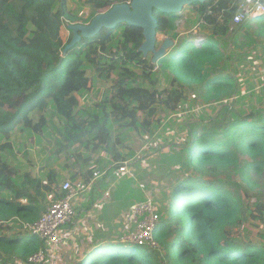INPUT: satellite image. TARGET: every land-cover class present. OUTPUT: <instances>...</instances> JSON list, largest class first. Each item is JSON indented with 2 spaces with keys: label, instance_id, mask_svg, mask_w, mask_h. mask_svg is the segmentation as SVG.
Instances as JSON below:
<instances>
[{
  "label": "trees",
  "instance_id": "16d2710c",
  "mask_svg": "<svg viewBox=\"0 0 264 264\" xmlns=\"http://www.w3.org/2000/svg\"><path fill=\"white\" fill-rule=\"evenodd\" d=\"M129 1L89 0L91 13L81 20L68 9V0H0V264L25 261L43 248L23 223L36 222L50 196L59 200L64 195L54 170L44 168L37 178L11 164L16 154L11 140L18 131L42 134L51 109L64 121L57 153L80 163L72 181L88 182L98 169H87L92 158H84L79 149L72 152L74 147L114 154L122 140L120 134L114 138L116 125L153 134L162 113L177 111L186 89L194 86L204 89L205 104L222 108L207 122L186 126L185 144L168 160L181 165L182 172L174 178L169 208L154 234L158 246L120 240L97 244L79 264H264L263 240L243 236L247 219L264 224V109L237 110L233 103H222L245 91L240 70L245 66L232 73L223 47L251 24L243 22L231 31L241 0L191 5L198 20L194 29L204 25L211 30L200 45L195 35L181 38L180 15L155 10L157 35L173 42L155 62L153 53L142 52L143 29L127 23L102 28L67 49L74 37L70 25L90 24L98 14ZM64 26L70 32L66 43ZM97 82L109 87L98 104L82 108L79 99ZM34 113L40 114L37 122ZM12 223L20 226L19 233H11Z\"/></svg>",
  "mask_w": 264,
  "mask_h": 264
},
{
  "label": "rangeland",
  "instance_id": "374dc122",
  "mask_svg": "<svg viewBox=\"0 0 264 264\" xmlns=\"http://www.w3.org/2000/svg\"><path fill=\"white\" fill-rule=\"evenodd\" d=\"M68 9L81 20L88 19L90 15L88 0H68ZM184 11V15L181 14V19L177 22L181 38L193 36L194 30L198 31L200 36L207 37L211 30L206 26L201 25L199 28L194 29L198 20L193 7L191 5L186 6ZM238 33L237 31L235 35H238ZM241 34L240 36L243 38L229 39L223 47L230 57V70L232 73L239 71L241 64H243V67L245 66L244 70L240 69L244 71L241 75V84L245 87H243L245 91L240 95V98L225 100L222 103L227 105L233 103L237 110L246 109L247 111H251L253 108L257 110L264 109V41H262V39L264 40V20L259 19L258 23L250 24L247 31ZM244 34H246L245 37ZM254 34H259V40L261 41L255 42V49L253 50L251 46L254 44L251 42L252 38L250 35L254 36ZM61 36L66 43L70 36V32L66 26L62 28ZM253 41L255 40L253 39ZM157 43L158 47L157 45L155 47L156 53H158L156 58L159 57L160 53L164 54L168 51L173 45L170 37L163 35H157ZM153 59L156 60L155 55ZM161 84L160 86H163L164 81ZM108 87L109 85L104 82L95 83L91 91L85 97L79 99L80 106L84 108L98 104L102 94L105 93L102 91L107 90ZM203 94L204 89L200 86H194L191 89L187 88L185 100L180 103L178 110L162 113L160 116L162 118L161 124H158L157 128H154L153 125L151 129V133L153 134H146L142 129H121L116 125V131L113 134L114 138H117L120 134L122 140L121 143L116 144V152L114 154L110 155L105 150L93 153L90 149L81 148L82 146L72 149L74 153L79 149L84 158H92V163L88 164L87 169L96 165L98 170L105 171L117 163L126 162L129 164L128 167L131 171V175L116 183V188L111 191L113 198L105 206L104 218L106 219V217L113 214L111 217L112 221L118 220L112 223L113 225L108 223L94 226L92 223V218L95 217L92 211L94 208L98 210L96 203H103L107 200L102 192L105 188L109 189L111 183L107 182L106 179L96 183L95 187L97 190L95 192L90 191L84 197H80V200H75L76 217L69 226L75 224V227L79 225L82 228L89 221V228L94 230L91 231L92 237H90L93 241L88 240L85 236H78L77 238L85 239L82 243H84L86 249H92L97 244L114 243L117 240H120L123 244H133L130 240L131 233L124 226L123 220L121 222L120 216L122 214L121 210H124L123 205L133 203L135 196L142 194L141 198L136 200L137 203L144 202L147 199L156 202L160 217L163 215L162 212L167 211L169 208L167 194L174 178L179 176L178 173L182 172L181 165L173 166V163L168 160H171V156L176 150L175 148H180L185 144L184 141L189 135L186 126H190L194 121L198 123L207 122L216 116L222 108V104L220 103L205 104L202 100ZM52 112L49 109L45 113L47 126L43 129L42 134L38 135L18 131L12 137L11 142L14 144L16 154L11 157V164L13 163L12 165L16 168L23 172H29L33 177L37 178L42 176L44 168L46 170H54L58 174L61 184L65 180H71L73 174L79 170L80 163L75 162V158L68 159L67 161L66 155H59L57 153L59 150L57 142L61 140L59 130L62 128L64 121L54 116ZM32 117L34 122H37L40 114L34 113ZM7 156H9V153ZM116 156H120L121 159H115ZM236 179L239 181L238 178ZM77 180L84 179L77 178ZM94 193L100 194V196H93ZM57 199L50 196L45 211ZM96 200L97 202L95 203ZM254 202L255 199L248 201L250 206ZM12 225L14 229H12L11 233H19L21 231L20 226L16 223H12ZM84 228H87V226ZM244 228L246 230L243 231L244 239L258 242L264 240L262 239V236H264V224L247 219ZM85 242H88L89 246H86ZM2 258L7 260L4 256ZM9 258L15 257L12 255ZM83 259L84 255L82 254L79 262Z\"/></svg>",
  "mask_w": 264,
  "mask_h": 264
},
{
  "label": "built area",
  "instance_id": "2783aa9c",
  "mask_svg": "<svg viewBox=\"0 0 264 264\" xmlns=\"http://www.w3.org/2000/svg\"><path fill=\"white\" fill-rule=\"evenodd\" d=\"M127 3L130 4L131 1ZM256 18H264V0H241L232 20L231 31L243 22ZM196 34L198 31L194 30V42L200 45L205 37ZM128 165L126 162H121L105 171L96 170L88 182L65 180L61 184L63 197L52 202L36 222L23 223V230L39 238L43 248L29 256L27 260H17L12 264H60L61 251L65 245L62 233L63 229L67 228L76 217L75 200L88 194L96 183L104 179L108 182L111 179L110 188L105 192V199H110L111 189L116 186V183L131 175ZM160 218L157 203L147 199L130 205L124 212L122 220L131 233L130 240L133 244L157 247L154 234L158 230Z\"/></svg>",
  "mask_w": 264,
  "mask_h": 264
},
{
  "label": "water",
  "instance_id": "95a60500",
  "mask_svg": "<svg viewBox=\"0 0 264 264\" xmlns=\"http://www.w3.org/2000/svg\"><path fill=\"white\" fill-rule=\"evenodd\" d=\"M205 1L206 0H132L130 4H117L108 12L95 16L90 24L70 25L69 28L72 30L74 37L67 49L78 44L82 40V37L91 38L96 36L102 28L113 29L120 24L127 23L143 29L145 42L142 47V52L145 56L148 53H153L157 60L163 54L160 53L159 57L156 58L158 54L155 50L158 23L154 17V11L156 10L164 14L181 15L186 6L195 3H203ZM156 60L153 59L154 62Z\"/></svg>",
  "mask_w": 264,
  "mask_h": 264
},
{
  "label": "crops",
  "instance_id": "0c3cea01",
  "mask_svg": "<svg viewBox=\"0 0 264 264\" xmlns=\"http://www.w3.org/2000/svg\"><path fill=\"white\" fill-rule=\"evenodd\" d=\"M123 4H125V3H123ZM184 9H183V12L181 13L183 15L185 13ZM90 13H91V9H90ZM259 19L264 20V18H256V19L250 20L249 22H251V24H256V23H258ZM250 37L252 39H254L255 42L261 41V40H259V38H260L259 34H254V36L250 35ZM262 41H264V40L262 39ZM253 44L254 45L251 46V49L254 50L255 49L254 41H253ZM263 52H264V47H263ZM107 182H108V180H107ZM109 182L111 183V179H110ZM115 188H116V186L113 187L112 189H115ZM112 189H111V191H112ZM96 190H97L96 187H94L91 190V192H93V191L95 192ZM108 190L109 189L105 188L104 191L102 192V194L105 196V192L108 191ZM93 196H100V194L97 195L96 193H94ZM141 196H142V194H140V196H135L133 198V199H135L133 203H137L136 200H139L141 198ZM111 198H113V193L112 192H111L110 199H108L106 201L103 200L104 201L103 203L102 202L101 203H96L97 200L95 201L96 206H97L96 208L98 210H95V208H94L93 211H92L94 213V216H95V217L92 218L93 219L92 223H93L94 226H97V225H100V224H108V223L113 225L112 223L118 221V220L117 221H112L111 217H112L113 214H111L109 217H106V219L104 218L105 217V208H106L105 206L111 201ZM77 200H80V198H78ZM133 203H131L130 205H132ZM130 205H128V204H124L123 205L124 210H121L122 214L120 216L121 217V222H122V217H123L124 212L130 207ZM75 207H76V204H75ZM89 224H90V222L88 221L87 224L84 226V227L87 226V228H84V227L81 228L79 225L75 227V224H74V225L68 226L67 228L63 229L62 235H63V239L65 241V245L63 247V250L61 251V262H60V264H79V260H80L81 255L83 254L84 257H85V255L90 252L91 249H89V248L86 249L84 243H82V242H84L85 239H77L78 236H81V237L85 236V237L88 238V240L93 241L92 239H90V237H92V232L91 231H94V230L89 228ZM80 225H82V224H80ZM263 242H264V240H263ZM85 243H86V246H89L88 242H85Z\"/></svg>",
  "mask_w": 264,
  "mask_h": 264
}]
</instances>
